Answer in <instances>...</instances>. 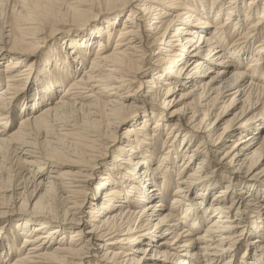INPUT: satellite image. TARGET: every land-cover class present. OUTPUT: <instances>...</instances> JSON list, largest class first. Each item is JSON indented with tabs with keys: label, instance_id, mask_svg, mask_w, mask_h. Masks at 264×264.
<instances>
[{
	"label": "bare ground",
	"instance_id": "bare-ground-1",
	"mask_svg": "<svg viewBox=\"0 0 264 264\" xmlns=\"http://www.w3.org/2000/svg\"><path fill=\"white\" fill-rule=\"evenodd\" d=\"M71 1L75 12L51 0V18L77 23L25 64L50 22L30 0H0L25 32L12 44V26L0 27L3 72L23 69L0 89V158L11 152L25 172L13 183L0 171V262L12 253L7 264H264V166L262 181L251 177L264 162V0ZM16 103L22 113L44 107L11 131ZM14 215L16 251L3 230Z\"/></svg>",
	"mask_w": 264,
	"mask_h": 264
},
{
	"label": "rangeland",
	"instance_id": "rangeland-1",
	"mask_svg": "<svg viewBox=\"0 0 264 264\" xmlns=\"http://www.w3.org/2000/svg\"><path fill=\"white\" fill-rule=\"evenodd\" d=\"M37 1V2H36ZM42 1V2H41ZM56 1V0H55ZM79 1V0H78ZM85 1H89V0H85ZM187 2H188V0H186ZM208 1V0H207ZM247 1L248 0H243V1H241L240 2V4L245 8L246 7V5H247ZM39 2V3H38ZM53 2H54V0H53ZM61 2H63V3H61ZM30 3L33 5V7H37L38 9H37V18H40L41 17V19L42 20H44V21H42V24L41 25H43V22H47L48 20H49V22L50 23H47V24H44V26L42 27V28H40V31L36 34V36H35V38H36V40H35V42L36 43H34L35 45L33 46V47H28V48H25L24 50H34L36 47H37V49L40 47V46H42L41 47V50L38 52V54H34L35 56L34 57H31V58H29V60H26L25 62H23V63H25V64H27V63H34L35 61H37L38 59H40L41 57H42V55L45 53V52H47V50H48V48H50V47H52L55 43H60L59 41L63 38L61 35H58V36H56V38H54V39H50L51 38V35L52 34H54L55 32L54 31H58V30H60V29H69V26H67V25H70V23L71 24H76L77 23V21H75V20H73L74 22H72V20L71 19H69V22H67V23H63V22H57L58 20H56V17H54V18H51L52 16H54L55 15V13L57 14L59 11H58V5L56 6H53L54 4H52V2H51V0L49 1V0H30ZM59 7H60V9H61V11L62 12H75L76 10H77V7H76V5L74 4V3H72V1L71 0H59ZM61 3V4H60ZM243 4H245V6L243 5ZM4 10H3V9ZM2 8H0V27H3L5 24H10L11 26H12V33H11V43L12 44H14V43H18L19 41H21L22 39H24V37H25V32H23V31H21V30H19L16 26H17V23H18V19H17V17L16 16H14L13 14H11L10 12H9V10H8V8H4V7H2ZM80 8H83V7H80ZM3 10V11H2ZM94 11V13H99L100 11H103L102 9H95V10H93ZM257 12H259L260 13V11L259 10H257ZM93 13V14H94ZM124 14V13H123ZM69 15H71V14H69ZM258 15V14H257ZM45 18V17H50V18H48V19H43V18ZM256 19H258V16H257V18L256 17H254L251 21H255ZM124 20V17L120 20V22L121 21H123ZM54 21H56V22H54ZM251 21H249V22H251ZM119 22V25H118V28H120V26H121V23ZM103 23H105V21H103ZM118 24V23H117ZM249 25H250V23H249ZM248 27V24L246 25V28ZM233 27L231 26L230 28H229V30H228V35L230 36L231 35V33L233 32ZM68 35V34H67ZM262 37H264V35H261ZM234 40V39H233ZM233 40H230V41H227V46L228 45H230L232 42H233ZM62 41V40H61ZM45 42V43H44ZM48 42V43H47ZM63 46V47H65V45H63V44H59V46ZM113 45V44H112ZM112 45H111V48H112ZM253 45H255L254 43H253ZM50 51V50H49ZM94 52V51H93ZM7 55L5 54V56H3V57H0V89H2V88H4V85L6 84V81H5V79L6 78H13V76H15L16 74H17V72L18 71H22L23 69H19V70H16L14 73L13 72H9V73H5V72H3L4 70H5V67L4 66H6L7 65V63H6V59L4 60V59H2V58H5ZM23 59V58H22ZM247 59V58H246ZM23 60H25V59H23ZM89 61V60H88ZM36 63V62H35ZM249 64V62H248V60H245L244 62H243V64H242V66H241V70L240 71H243L245 68H247V65ZM88 65H89V62H87L86 63V67H88ZM35 66L38 68V69H40V66H38V65H36L35 64ZM85 67V68H86ZM246 71V70H245ZM79 74H80V72H79ZM263 74H264V72H263ZM18 75V74H17ZM2 81V82H1ZM29 82H30V85H28V87L27 88H25L26 89V97H30V96H32V93H33V91L31 92V88H35V86H33V83H34V81H32V79L30 80L29 79ZM263 83V80L262 81H258V84H262ZM21 84H24V83H21ZM25 86V85H24ZM33 86V87H32ZM65 87H66V85H63V87L59 90V91H57L56 93H55V95L53 96V98L51 99L52 101L55 99V98H57L58 96H59V94L65 89ZM42 107H44V105L43 106H40V107H38V108H36L35 110H33V111H29V112H24V113H22L21 112V110H22V107L20 108L19 107V104L18 103H16L14 106H13V109H12V114H11V128H10V130L12 131V130H16L17 129V127H18V122H19V119H21V118H23V117H26V116H28L29 114H31V113H37L38 111H40V109L42 108ZM218 107H220V106H218ZM240 106H237V107H235L234 109H231V110H229L228 112H226L224 115H225V117H224V119H223V121H225V120H228V119H230V118H232V116L236 113V112H238L239 111V108ZM145 116V113H141V114H138L133 120H130V121H128L127 123H125V125H123V126H121V129L119 130V134H122L124 131H125V129L128 127V125H130L131 124V122L132 121H134V120H140L142 117H144ZM171 123H173L174 124V121L173 122H171ZM154 124V122H151V125H153ZM221 124V123H220ZM220 126H222V125H220ZM261 127V126H260ZM259 129H261V128H259ZM167 132H168V130H167ZM162 133V132H161ZM183 134H184V132H182ZM164 134L161 136V138H160V141L158 142V144H157V146L155 147V159H157L158 157H161L162 156V153H163V149L161 148L162 147V145H163V143H162V141L164 140ZM237 138H238V134H236L235 136H234V138L232 139L233 141L234 140H237ZM49 145L48 144H42L41 145V149H43V151L45 152V153H48V148L50 147H48ZM48 147V148H47ZM162 149V150H161ZM58 156V155H57ZM60 156H62V157H59V158H62L63 160H62V162H64V161H66V159H70V158H72L71 156H69V155H66V154H62V155H60ZM16 158H17V156L15 157L14 156V154H11V152H10V154L8 153L7 154V157L4 159V160H2L1 158H0V171H2V175H3V179H4V182L6 181V180H9V181H13V183L16 181V180H18L19 179V177L20 176H22L23 174H25V172L24 171H22V168L20 167V165H18L15 161H16ZM8 159V160H7ZM111 157L109 156L108 157V159L106 160V162H104V166H102L101 167V170H104V175L103 176H105V174H106V172H109V168H110V164H112L111 163ZM3 161H4V163H3ZM263 164H264V162H263ZM261 165V166H259V168L258 169H256L255 171H253V173H251V174H253L251 177H257L258 179H260L261 181L263 180V178L261 177V176H259V174H257L260 170H261V168L264 166V165ZM12 165V166H11ZM196 164L194 163L193 164V167L195 166ZM11 166V167H10ZM11 168H12V170H11ZM192 168V167H191ZM190 168V169H191ZM61 171H64V170H70L71 168H70V166H61L60 168H59ZM14 170V171H13ZM218 173H217V176H216V179H218V181L220 182L221 181V179L219 178V177H225L226 175V173L225 172H223V171H221V170H219L218 169V171H217ZM19 173V174H18ZM250 173V172H249ZM3 179H1V180H3ZM3 181H2V183H4ZM0 184V189H1V187H2V185L3 184ZM247 184H249V185H256V186H258L259 188H261V189H263V187L262 186H260L259 184H256L255 182H253V181H251V182H246L245 183V185H247ZM222 186H223V184H221V186L219 187V189L217 190V191H215V192H218L219 190H221L220 188H222ZM176 187V185H173V186H171L170 187V189H169V191H168V194H167V197H166V199H165V201H166V203H165V205H167V206H171V199H172V197L174 196L173 194H171L172 192H173V190H174V188ZM1 191V190H0ZM215 194H217V193H214L213 195H215ZM0 196H1V192H0ZM22 199H23V197H22ZM24 201H25V203H27L28 202V198H25L24 199ZM157 201H159V200H155V202H157ZM6 202H8V199H6V198H0V204H3V205H6L7 203ZM1 206V205H0ZM27 209H30L31 210V207L29 208V207H27ZM17 213H21V212H18L17 211ZM23 218V217H22ZM0 219H3V218H1L0 217ZM11 219L13 220L11 223H5L4 225V231H5V235H7L8 236V238H10L11 239V245L13 244L14 245V250L16 251V250H18V248H19V246H20V244H21V235H19L20 234V232H19V229L21 228V227H17L16 225H18L19 226V224H21L22 223V220H20V221H17L18 219H21V216L20 215H14V216H12L11 217ZM27 219L28 220H33V219H29V217H27ZM27 219H24V220H27ZM263 219H264V213H263ZM9 221V220H8ZM209 221H206L204 224H203V226L201 227V229L197 232V233H201L203 230H204V227L207 225V223H208ZM1 241H4V239H2ZM0 241V242H1ZM251 242L253 241V239L252 240H250ZM256 246V245H255ZM244 254V247H242V248H240V251H239V254H238V256H237V260H240L239 258L242 256ZM14 259V255L12 254V253H9L8 254V259L6 260V263L5 264H7L8 262L10 263V262H12V260ZM250 261H251V258H250ZM252 262H254V261H252ZM0 264H2V262H0Z\"/></svg>",
	"mask_w": 264,
	"mask_h": 264
}]
</instances>
